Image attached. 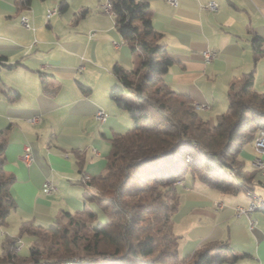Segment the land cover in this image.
Masks as SVG:
<instances>
[{
	"label": "crops",
	"instance_id": "0c3cea01",
	"mask_svg": "<svg viewBox=\"0 0 264 264\" xmlns=\"http://www.w3.org/2000/svg\"><path fill=\"white\" fill-rule=\"evenodd\" d=\"M17 1L0 0V55L5 57L0 63V142L6 146L5 170L15 177L11 192L17 201L8 217L16 216L20 226L25 220L45 226L62 209L88 208L85 196L96 191L87 177L105 172L111 138L132 124L111 97L119 83L113 66L130 70L140 58L120 35L113 13L99 9V0H67L64 11L60 0H30L22 6ZM148 1L153 25L174 58L165 81L193 102L207 103L209 108L201 111L211 120L227 109L233 83L251 71L254 88L264 92V0ZM210 1L217 9L207 7ZM22 15L30 27L21 23ZM255 37L261 39L259 50ZM207 49L216 51L211 61L204 58ZM98 109L108 115L106 122L96 119ZM35 115L41 120L30 122ZM25 144L32 147L30 164L20 157ZM240 154L249 185L264 197L254 141ZM46 182L52 191L44 190ZM176 189L180 206L174 230L182 258L190 259L202 245L227 241L241 255L223 264H264V209L252 213V228L249 217L236 212L237 205L250 201L246 190L225 192L189 174ZM215 201L223 207L216 209ZM14 227L8 221L0 236L16 235L9 230ZM22 246L21 238L17 249Z\"/></svg>",
	"mask_w": 264,
	"mask_h": 264
},
{
	"label": "trees",
	"instance_id": "16d2710c",
	"mask_svg": "<svg viewBox=\"0 0 264 264\" xmlns=\"http://www.w3.org/2000/svg\"><path fill=\"white\" fill-rule=\"evenodd\" d=\"M17 2L22 6L30 0ZM110 3L117 30L140 61L130 70L113 66L119 83L111 97L128 112L132 124L111 138L105 172L86 179L96 192L85 200L98 210L90 206L77 212L62 209L47 226L23 221L20 235H4L0 264H223L235 260L241 254L227 241L202 245L188 260L181 257L180 235L174 230L180 206L176 184L189 174L225 192L253 190L240 151L264 129V92L254 88L251 71L233 83L228 108L211 120L188 95L165 81L174 58L163 33L153 25L149 1ZM67 7L68 1L60 0L59 9ZM260 46L261 39L255 37L254 49ZM3 60L0 55V63ZM150 107L159 111L163 126L151 124ZM5 147L0 142V227L8 224L9 214L17 208L11 192L15 177L4 167ZM226 172L230 177L224 176ZM26 233L34 237L23 257L17 246Z\"/></svg>",
	"mask_w": 264,
	"mask_h": 264
},
{
	"label": "built area",
	"instance_id": "2783aa9c",
	"mask_svg": "<svg viewBox=\"0 0 264 264\" xmlns=\"http://www.w3.org/2000/svg\"><path fill=\"white\" fill-rule=\"evenodd\" d=\"M169 3L173 5H177L178 0H168ZM207 7L210 9H217L218 5L215 1H210L207 4ZM103 8L106 12L112 13V6L110 3V0L106 4L103 5ZM56 8L54 9H49L47 13V17H50L56 12ZM21 23L26 26L30 27L28 17L26 15L21 16ZM204 58L206 61H211L213 58L216 56V51L207 49L204 51ZM194 107L197 110H207L209 108V105L204 102H193ZM95 117L98 121L100 122H106L108 115L103 109H98ZM30 122L32 123H37L41 120V117L39 115H35L29 118ZM254 146L256 151L259 153V156L255 158V165L257 168L260 169L262 175L264 176V129H261L259 133L256 135L254 139ZM21 159L26 163L30 164L33 160V155H32V147L30 144H25L23 151L20 155ZM54 189V186L46 182L44 185V190L47 192H50ZM247 194L250 197V201L247 205H237L236 206V212L238 214H245L249 217V225L252 228L256 224V220L252 217V213L255 212L258 209L264 208V197L258 193H256L252 189H247ZM215 206L216 209H221L223 207V203L221 201H215Z\"/></svg>",
	"mask_w": 264,
	"mask_h": 264
},
{
	"label": "rangeland",
	"instance_id": "374dc122",
	"mask_svg": "<svg viewBox=\"0 0 264 264\" xmlns=\"http://www.w3.org/2000/svg\"><path fill=\"white\" fill-rule=\"evenodd\" d=\"M73 2H76V3H78V2H83V0H72ZM84 1H88V2H90V1H95V0H84ZM99 3H98V7H99V9L100 10H102V11H104V12H106L105 10H104V8H103V5L104 4H106L107 2H108V0H99L98 1ZM108 13V12H107ZM228 108V107H227ZM150 112H151V119H150V122H151V124H156V125H158V126H163L162 124V119H161V116H160V113H159V111L156 109V108H153V107H150ZM227 173V172H226ZM224 174V176L225 177H230V174L229 173H227V174ZM89 204H91V205H89ZM87 206H90V208L91 209H95V210H98V206L95 204V203H90V201H88V199H87ZM83 208H80V210H82ZM8 221H10L11 223H12V225H14V226H16V227H14V229L13 228H9V230H11V232H14L16 235H20V224L18 225L17 224V219H16V216H14L13 214L10 216V217H8ZM53 223V221H51V222H49V223H47L45 226H47V225H49V224H52ZM4 228L5 227H7V225H5V226H3ZM8 229V228H7ZM0 235H1V233H0ZM33 236V235H32ZM32 236H31V234H23L22 236H21V238H22V240L24 241V246H22L23 247V249L21 250V251H19V253H20V255H22L23 257L24 256H27L28 255V253H29V247H30V241H29V237L30 238H32ZM3 237H4V235H2V236H0V244L2 245V240H3ZM0 252H1V250H0Z\"/></svg>",
	"mask_w": 264,
	"mask_h": 264
}]
</instances>
